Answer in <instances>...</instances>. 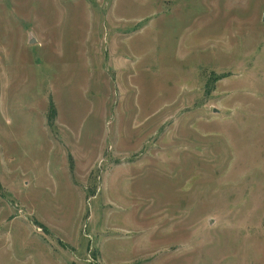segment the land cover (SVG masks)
Returning a JSON list of instances; mask_svg holds the SVG:
<instances>
[{
	"label": "rangeland",
	"instance_id": "374dc122",
	"mask_svg": "<svg viewBox=\"0 0 264 264\" xmlns=\"http://www.w3.org/2000/svg\"><path fill=\"white\" fill-rule=\"evenodd\" d=\"M0 264H264V0H0Z\"/></svg>",
	"mask_w": 264,
	"mask_h": 264
},
{
	"label": "water",
	"instance_id": "95a60500",
	"mask_svg": "<svg viewBox=\"0 0 264 264\" xmlns=\"http://www.w3.org/2000/svg\"><path fill=\"white\" fill-rule=\"evenodd\" d=\"M33 42V41H32Z\"/></svg>",
	"mask_w": 264,
	"mask_h": 264
}]
</instances>
